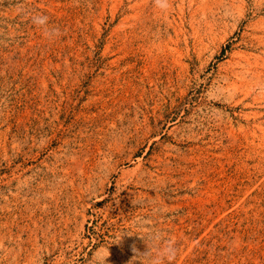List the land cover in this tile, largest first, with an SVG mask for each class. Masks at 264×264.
<instances>
[{
	"label": "rangeland",
	"instance_id": "1",
	"mask_svg": "<svg viewBox=\"0 0 264 264\" xmlns=\"http://www.w3.org/2000/svg\"><path fill=\"white\" fill-rule=\"evenodd\" d=\"M156 234L264 264V0H0V264H150Z\"/></svg>",
	"mask_w": 264,
	"mask_h": 264
},
{
	"label": "clouds",
	"instance_id": "2",
	"mask_svg": "<svg viewBox=\"0 0 264 264\" xmlns=\"http://www.w3.org/2000/svg\"><path fill=\"white\" fill-rule=\"evenodd\" d=\"M154 4L159 8H167L168 6V0H154ZM48 18L46 16H35L33 18V22L44 26L46 29V35L48 36H54L59 35V30H48L46 28ZM145 238V237H143ZM154 239L156 241L161 242L162 247H158L157 252L155 255L152 254L151 249L148 247V251L145 253H137V255L133 258L136 260L138 257H149L150 258V264H165V261L168 262V264H171L172 261L175 260L177 254H178V248L176 247V242L172 239H165L162 234H156L154 236ZM146 240V239H145ZM147 243V241H146ZM148 245V244H147ZM133 251H136L135 248Z\"/></svg>",
	"mask_w": 264,
	"mask_h": 264
}]
</instances>
